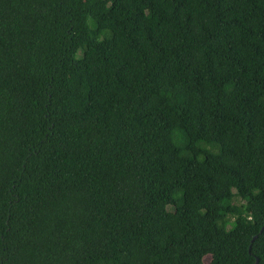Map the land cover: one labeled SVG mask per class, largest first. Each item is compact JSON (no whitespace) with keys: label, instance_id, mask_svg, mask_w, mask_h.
<instances>
[{"label":"trees","instance_id":"obj_1","mask_svg":"<svg viewBox=\"0 0 264 264\" xmlns=\"http://www.w3.org/2000/svg\"><path fill=\"white\" fill-rule=\"evenodd\" d=\"M263 223L264 0H0V264H264Z\"/></svg>","mask_w":264,"mask_h":264},{"label":"water","instance_id":"obj_2","mask_svg":"<svg viewBox=\"0 0 264 264\" xmlns=\"http://www.w3.org/2000/svg\"><path fill=\"white\" fill-rule=\"evenodd\" d=\"M264 228V223H263V225L261 226V228L259 229V233L262 231V229ZM256 237V235H253L252 236V239H254ZM252 239H251V241H252ZM249 248V247H248ZM249 250V249H248ZM254 264H257V258L255 257V261H254Z\"/></svg>","mask_w":264,"mask_h":264},{"label":"rangeland","instance_id":"obj_3","mask_svg":"<svg viewBox=\"0 0 264 264\" xmlns=\"http://www.w3.org/2000/svg\"><path fill=\"white\" fill-rule=\"evenodd\" d=\"M207 259H208V258H207V257H205L203 260L206 262V261H207Z\"/></svg>","mask_w":264,"mask_h":264}]
</instances>
